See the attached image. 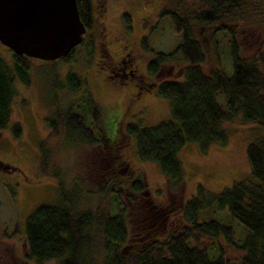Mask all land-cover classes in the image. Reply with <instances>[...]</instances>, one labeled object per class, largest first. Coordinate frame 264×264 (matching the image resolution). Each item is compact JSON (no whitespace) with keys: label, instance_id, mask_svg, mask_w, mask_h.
Masks as SVG:
<instances>
[{"label":"trees","instance_id":"16d2710c","mask_svg":"<svg viewBox=\"0 0 264 264\" xmlns=\"http://www.w3.org/2000/svg\"><path fill=\"white\" fill-rule=\"evenodd\" d=\"M75 1L82 24L90 30L93 26L90 0ZM173 1L175 8L162 13L180 37L172 52H179L186 65L180 78H166L155 89L158 96L169 100V118L148 127L125 123L123 130L133 137L137 157L157 164L165 178L168 200L176 198L179 204L182 224L169 225L172 206L154 202L141 177L133 176L116 136L109 139L99 127L101 109L87 92L84 78L67 71L61 82L57 78L59 82L52 81L53 87H65L73 93L86 90L83 101L92 127L85 124L84 115L74 111L72 103L59 109L55 97L50 102L54 112L46 118L49 132L38 146L40 173L51 175L46 168L45 143L61 127L76 141L99 146L108 168L102 175L100 199L94 209L74 210L75 191H66L59 184L56 189L60 200L40 204L26 215L23 233L27 260L41 264L58 258L61 264H84L98 237L104 252L102 264H227L222 251L209 256L206 249L191 245L202 235H222L226 242H231L229 225L212 218L198 219L199 213L213 204L218 210L225 209L247 231L239 264H264V0ZM184 1L191 3L189 8L184 7L192 11L189 14L178 9ZM122 19L129 27L128 15L123 14ZM210 28L212 34L226 32L229 75L216 68L207 74L201 68L205 57L199 33ZM246 28L256 31L254 56L250 52L241 55L243 40L237 37L246 36ZM72 52L73 48L60 59L66 61ZM172 52H156L147 64L148 72L160 74L161 62ZM11 57L12 63L8 65L0 56V130L11 120L13 82L29 83L26 56L11 51ZM217 94L223 96L225 106L216 101ZM237 116L242 123H256L262 128V136L245 148L248 176L218 192L198 186L195 195L183 200V171L177 152L186 142H195L202 152L212 144L225 145L227 133L222 122L234 121ZM10 132L14 137L20 135L18 121L10 124ZM0 168L9 171L12 167L0 161ZM73 187L78 191L76 185ZM111 194L118 199V209L113 215L105 205ZM132 205L136 206L133 217ZM158 227L162 229L156 234Z\"/></svg>","mask_w":264,"mask_h":264},{"label":"rangeland","instance_id":"374dc122","mask_svg":"<svg viewBox=\"0 0 264 264\" xmlns=\"http://www.w3.org/2000/svg\"><path fill=\"white\" fill-rule=\"evenodd\" d=\"M100 3L101 0H90L93 18L90 30L94 40L92 45L78 43L66 61L60 58L46 61L26 57L29 83L25 85L19 80L13 82L15 95L11 120L0 130V161L12 167L9 171L0 168V264H36L25 258L24 219L38 205L60 200L56 189L59 184L66 191H75L74 210H92L100 199L98 189L103 182L102 175L108 168L107 161L101 157L99 146L76 141L62 127L56 136L45 143L46 168L51 175L44 176L40 173L38 164L41 156L38 146L39 141L49 132L46 118L51 117L54 112L50 102L55 97L59 109L63 110L72 103L74 111L84 115L85 124L92 127L87 105L83 101L88 92L101 109L99 127L109 139L116 136L133 176L141 177L154 202L165 207L172 206L170 226L178 227L182 224L179 204L176 198L174 201L168 200L165 178L157 164L141 161L136 155L133 137L127 136L123 130L125 123H139L148 127L169 118V100L158 96L155 89L166 78H180L186 65L179 52H172L180 37L173 30L168 17L162 13L175 8L174 1L104 0L102 8ZM185 3L186 1L182 2L178 9L189 14L192 11L184 7L189 8L191 3ZM123 14L128 15L129 27L123 22ZM101 26L105 27L103 37L98 34ZM245 31L247 37L242 34L237 37L243 40L241 55L250 52L249 55L253 53L254 56L256 31L251 28H246ZM101 40L104 45L98 42ZM199 40L205 57L200 64L203 71L209 74L216 68L229 75L231 70L226 32L212 34L210 28L199 33ZM156 52H172L170 57L161 62L158 75L149 73L147 69L148 62L155 57ZM98 53L106 61L101 60L96 64ZM125 53L130 54L131 63L128 64V59L124 56L126 62L120 68H115L114 64V75L107 77L105 74L108 69L104 64L110 62V59L117 60ZM0 56L8 65L12 63L10 49L1 43ZM67 71L84 78L87 92L82 89L73 93L65 87H53L52 81L61 82ZM145 82L151 85L141 87V93L137 95L135 90L138 91L137 88ZM215 99L221 106L224 105L222 95L217 94ZM240 120L237 116L234 121L222 122L227 133L225 145L212 144L202 152L195 142H186L177 152L183 171V200L195 195L198 186L209 192H218L248 176L245 148L250 141L262 136V128L256 123H242ZM13 121H18L21 126V133L17 137L10 132ZM94 131L98 135L95 129ZM124 174L127 175L128 172L124 171ZM116 175L122 176L120 173ZM74 185L78 187V191ZM117 200L115 194H111L105 203L106 210L111 215L117 212ZM135 209V205L130 208L132 217ZM211 218L232 228L231 242H226L222 235H202L197 243L191 245L206 249L209 256H216L220 250L227 264H239L244 251L242 242L246 229L230 217L225 209L218 210L213 204L203 209L198 217L199 220ZM161 229L162 227H158L156 234ZM103 256L101 242L97 237L89 251V259L86 258L84 264H102ZM41 264H61V260L51 259Z\"/></svg>","mask_w":264,"mask_h":264},{"label":"water","instance_id":"95a60500","mask_svg":"<svg viewBox=\"0 0 264 264\" xmlns=\"http://www.w3.org/2000/svg\"><path fill=\"white\" fill-rule=\"evenodd\" d=\"M84 32L75 0H0V43L15 54L55 60Z\"/></svg>","mask_w":264,"mask_h":264},{"label":"flooded vegetation","instance_id":"af4514ba","mask_svg":"<svg viewBox=\"0 0 264 264\" xmlns=\"http://www.w3.org/2000/svg\"><path fill=\"white\" fill-rule=\"evenodd\" d=\"M103 2H104V0H101V3H100L101 8L103 7ZM104 28H105L104 26H101L100 29L98 28V34L100 35V37H103V35H104ZM93 42H94V40H93V33H92V31L89 30V29H87V28H85V32L82 34V38H81V41L79 42V44L81 43V44L85 45V43H88V45H92L91 43H93ZM98 42L101 45H104L103 40L98 41ZM101 45L98 47V52H100ZM93 47H94V45H93ZM122 48H124V46ZM103 56L105 58L107 57V56H105V54ZM124 56H126V58L128 59V62L127 63L130 64L131 63L130 62L131 57H130V54L129 53H125V54L121 55L117 60H113L112 61L110 59V62H106V64H104V65L107 66V69H108L107 70V73L105 74V75H107V77L110 78L111 75H114L113 74V67L116 66L115 68H120V65H122V64H124L126 62L127 59ZM101 60H103L102 59V55L100 53H98L97 54V61L95 63L98 64V62L101 61ZM103 61H106V60H103ZM114 64H115V66H113ZM129 74L131 75L132 73H129ZM150 85L151 84L149 82H145V84H141L139 86V88H137L138 91L135 90V93L137 95L140 94L141 93V87L147 88Z\"/></svg>","mask_w":264,"mask_h":264}]
</instances>
